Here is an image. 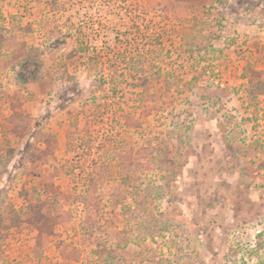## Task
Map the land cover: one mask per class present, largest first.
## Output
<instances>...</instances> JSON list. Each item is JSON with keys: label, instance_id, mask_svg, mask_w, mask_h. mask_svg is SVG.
I'll use <instances>...</instances> for the list:
<instances>
[{"label": "rangeland", "instance_id": "1", "mask_svg": "<svg viewBox=\"0 0 264 264\" xmlns=\"http://www.w3.org/2000/svg\"><path fill=\"white\" fill-rule=\"evenodd\" d=\"M127 5L140 104L67 30ZM0 264H264V0H0Z\"/></svg>", "mask_w": 264, "mask_h": 264}, {"label": "trees", "instance_id": "2", "mask_svg": "<svg viewBox=\"0 0 264 264\" xmlns=\"http://www.w3.org/2000/svg\"><path fill=\"white\" fill-rule=\"evenodd\" d=\"M122 15L115 20L114 26L111 28L107 20L100 22L103 41L108 44V35L112 34V43L108 44V48L105 50L92 54L89 50L90 40L94 35L96 37L100 36V33H96L97 30L94 28L95 22L93 20L79 23L70 21L67 30L70 33H75L77 52L85 58V63L88 67H99V64H104L97 76L99 85L107 86L111 84L110 92L113 98L119 97L117 93L118 89H120L118 87L120 83L126 84L129 89L132 88L133 90L139 87L142 92L138 99V104H140L143 103L141 100H145L150 96H147L150 88L148 83L145 82L150 73V70L147 69L149 66L147 63L154 56L153 54L156 53L146 34L152 33L154 38L159 37L163 32V25L147 17L146 12L140 8L129 7V5L125 7ZM90 31L92 33H89ZM31 77L34 78L33 75ZM18 79L24 80L21 77ZM159 89L161 92H165L170 89V86ZM156 91L152 89L151 93H156ZM136 92L135 94H139L138 91ZM150 97L154 96L151 95ZM100 112L103 114L104 108ZM86 182H88V185L95 184L93 177L86 178Z\"/></svg>", "mask_w": 264, "mask_h": 264}]
</instances>
